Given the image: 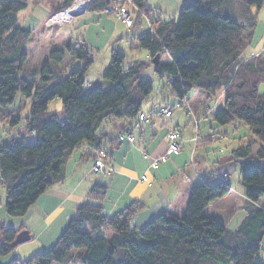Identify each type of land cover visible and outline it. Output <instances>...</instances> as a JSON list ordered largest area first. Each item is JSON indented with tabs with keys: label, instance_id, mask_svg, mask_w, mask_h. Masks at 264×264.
I'll return each mask as SVG.
<instances>
[{
	"label": "trees",
	"instance_id": "trees-1",
	"mask_svg": "<svg viewBox=\"0 0 264 264\" xmlns=\"http://www.w3.org/2000/svg\"><path fill=\"white\" fill-rule=\"evenodd\" d=\"M71 1L64 0L56 10ZM263 5L264 0H191L180 7L176 20L168 21L155 14L146 0H91L87 10L125 7L132 19L128 29L140 30L148 24L136 38L138 48L148 53L151 62L160 56L158 66L152 62L154 72L166 81L183 109L184 100L191 108V91L203 95L210 108L215 93L223 90L224 104L211 113V119L220 126L238 121L249 129L251 138L232 150L230 159L239 163L240 183L251 202L264 197V93L258 92L264 82V48L257 57L241 60L240 56L252 41ZM25 7L26 0H0V112L13 104L20 110L30 100L24 117L25 135L30 138L24 135L0 143V186L10 217H23L52 184L62 180L74 150L82 149L92 164L99 157L112 166L110 150L122 142L120 136H133L131 123L144 113L142 105L153 92L151 82L142 76L146 65L118 50L111 51L102 75L107 86L94 83L85 88L94 55L84 41L50 46L41 67L23 76L30 30L19 25L16 14ZM164 55L168 62H161ZM55 99L61 102V115L48 108ZM20 119L16 114L8 122L14 126ZM256 143L259 146L252 152ZM106 191L101 184L91 187L87 201L76 208L50 249L8 264H63L71 250L82 251L81 264H263L258 254L264 209L258 208L228 231L239 207L227 180L203 179L191 191L182 216L165 211L141 228L131 226L133 216L143 208L140 202L111 216L103 214L95 201L103 200ZM215 201L222 207L208 214L206 208ZM85 224L91 232L84 230ZM22 230L23 226H0V256L19 245L14 241Z\"/></svg>",
	"mask_w": 264,
	"mask_h": 264
},
{
	"label": "crops",
	"instance_id": "crops-1",
	"mask_svg": "<svg viewBox=\"0 0 264 264\" xmlns=\"http://www.w3.org/2000/svg\"><path fill=\"white\" fill-rule=\"evenodd\" d=\"M63 1L26 0L25 9L16 14L19 25L30 30L28 43L32 44L31 47L29 46L31 52L26 50L28 57L23 70L34 56L37 58L34 66L29 67V70L34 68L38 70L46 50L52 45L84 41L94 55L93 65L99 63L98 75L100 79L103 78L102 75L109 63L111 51L118 50L124 54L127 48L130 51H136L138 48L136 38L148 29L147 23H145L147 25L144 27L145 30L142 28L140 30L128 29L117 18L105 12L92 11L80 14L71 23L61 27H46L44 21ZM183 1L185 0H173L172 2L171 0H146L148 6L153 8V12L165 21H168L165 19L166 15L173 16L178 13L180 6L184 4ZM20 14L22 15L20 16ZM172 20H174L173 17ZM27 22L29 23L28 26ZM34 33L38 35L36 39L31 38ZM254 34L255 31L251 43L246 45L240 56L241 60L257 57L263 50L264 44L260 47L254 45ZM163 58V61L161 58V62L169 61L166 55ZM93 65L90 69L93 68ZM89 71L85 76V84L86 81H89L88 86L94 83L107 86L108 83L103 79L95 82L89 75ZM27 75L23 76L27 77ZM190 93L192 96L189 97L188 95L189 103L198 119L197 126L192 122V119L190 124L182 119L183 114H187L177 101L149 110L146 106L141 108L142 112L149 115V122L141 123L136 118L131 123L129 131L134 140L132 142L119 141L117 147L110 150L108 157L114 168L113 174L97 175L95 182H89L87 178L92 174L90 172L92 159L83 156L82 149H76L65 164L62 180L52 184L23 217H10L6 214L7 223L4 226L13 228L23 226L31 235V240L28 242L37 240L41 250L46 251L53 246L64 231L74 216L76 208L87 201V193L91 187L94 184H101L107 188L106 195L103 200L95 201V203L102 206L103 214L111 216L132 202H140L143 204V208L133 216L131 226L141 228L162 212L167 211L176 215L185 213L191 191L203 180V176L194 172L193 168L195 167L202 172L227 175L231 187L236 191L235 202L239 207L227 224V230L234 231L248 215L258 208L264 209V197L257 202L248 200L240 183L239 163L230 159V155L224 156L219 149L210 150V147L212 142L227 138L231 144V152L244 140L251 138V134L248 127L241 122L235 121L231 125L225 126V129H221V126L216 127V123L211 119L212 123L206 127L209 131L207 132L205 128L207 137L201 139L199 123L206 120V117L217 108L223 106V90L215 93L213 97L214 110L213 107H208L211 113L210 111L209 113L202 111L205 106L203 95L197 91ZM165 106L171 110V116L167 119L160 117L159 114L161 108ZM57 113L61 115V111ZM156 120H160V123L156 124ZM219 127L220 129L217 130ZM171 128L179 129V143L182 149L154 171L149 166V159L157 157L165 151L167 134ZM196 134L199 138L196 147L193 149L192 138ZM258 146L259 143H256L253 149L255 147L257 149ZM106 150L109 151V147ZM219 174L212 179L213 182L218 180ZM99 176L103 177L99 178ZM142 176L146 177L145 181L141 180ZM238 186L239 189L236 188ZM221 207V204L215 201L209 204L206 210L211 208V213H214ZM36 224L38 226L34 232L32 226ZM258 259L264 264V237L261 241ZM0 264H4L3 259H0Z\"/></svg>",
	"mask_w": 264,
	"mask_h": 264
},
{
	"label": "rangeland",
	"instance_id": "rangeland-1",
	"mask_svg": "<svg viewBox=\"0 0 264 264\" xmlns=\"http://www.w3.org/2000/svg\"><path fill=\"white\" fill-rule=\"evenodd\" d=\"M167 1H169V0H167ZM172 1L173 0H171V2ZM229 1L232 2V3L236 2V0H233V1L229 0ZM183 2H184V4H187V3L191 2V0H185ZM55 11H57V10H55ZM53 12L54 11H52L51 13H53ZM21 15L22 14H20V16ZM172 17L174 18V20H176L177 19V14L173 15V16L172 15H166L165 19L172 20ZM28 22H27V26L29 24ZM66 24H68V23H66ZM146 26L147 25L144 23V25L142 27V30H145L144 27H146ZM254 31H255V34H254V45H256L257 47H260V46H262L264 44V5L261 7V9L258 12V15H257V26H256ZM37 37H38V35L36 33L31 35L32 39H36ZM28 42H29V39H28V41L26 42V44L24 46V52H25L26 55H27L26 50L28 52H31L29 46L32 45V44H29ZM126 50L127 51H125L126 52L125 54L127 55V58L129 60H139V61H141L142 63H144L146 65V66H143L142 76H143L144 79L149 80L151 82V84H152V87H153V92L150 93V95L145 99V101H144V103L142 105V108H144L146 106V108H148V110H149L150 108L154 109V108L160 107L163 104H165V105L166 104H171V102L177 101V98L170 93V90H169L168 86L166 85V81L161 79V78H159V76H157L155 74L154 66H153V64L151 62L150 57L148 56V53L145 50H142L141 48H137L136 51H130L128 48ZM27 57H28V55H27ZM32 58L33 59L26 64V66L24 68L25 70L22 71V75H27V74L29 75V72L34 71V70L36 71V68H34L33 70H29V67H31V66L33 67L34 66L35 59L37 58V56H34ZM163 59L164 58L162 57V61H163ZM76 66H77V63L74 64V67H76ZM99 68H100L99 67V63H96V64L93 65V68H91L90 71L88 70L89 73H90L89 75L93 78V80L95 82H98V80L101 81L103 79V78L99 79V75H98L99 74ZM33 79H35V81H36L38 79V76L35 75L33 77ZM103 81H105V80L103 79ZM88 82L89 81H86L85 88H87V86H88L87 83ZM258 92H259V94H263L264 93V82H261L259 84ZM191 96H192V94L190 93L189 97H191ZM29 104H30V100L27 99L25 107L21 108L20 110H18L19 108L17 107L16 104H13L4 113L0 112V143L4 142L6 140H9V139H16V138H19V137L25 135V133H26V124H25V118L24 117H26L29 114V110H30ZM208 105L210 107H213L214 106V102L210 101L208 103ZM48 108H49V110H52V111H55V112L61 111V102L59 100L55 99V100H53V101H51L49 103ZM203 110H206L205 112H207V113H209V111H210V109L207 108L206 105L203 107ZM210 113H211V111H210ZM16 114H19L21 119H20L19 123H17L16 125L10 126L8 121H9L10 117H12V116H14ZM206 118H207L206 120H204V121L199 123V131H200L201 139L207 137L206 136L207 135L206 131L208 132L209 130H207L206 127H207L208 124L212 123L211 114L208 115ZM182 119L186 120L188 123L189 122L192 123L191 122V117L189 115H184L183 114ZM155 122H156V124H158V123H160V120H156ZM215 126L218 127L220 125L215 124ZM224 127L225 126H221V129L222 128L225 129ZM205 128H206V131H205ZM218 129H220V127L217 128V130ZM202 130H204V131H202ZM208 135H211V133L210 134L208 133ZM25 137L26 138H30V136L28 134L25 135ZM216 148L219 149L220 153L223 152L224 156H229L230 155V148H231V144H230L229 139L221 138L218 141L212 142L210 150H212V149L217 150ZM255 150H256V147L253 149V152ZM193 170H194V172L196 174H198L200 176H203V179L209 178V179L212 180L213 178H215L219 174V173L212 174L211 172L208 173V172H202L201 171L202 173L211 174V176H204V175H201L199 173L200 170L196 169L195 167L193 168ZM91 171H92V167H91ZM93 174L94 173H92L89 176V178H87V180L89 182H95V180H97L96 178H97L98 174H94V175ZM111 174H113V173H111ZM111 174H109V175H111ZM99 175H103V174H99ZM222 175H224V174L223 173L219 174V178H218L217 181H223V180H227L228 181V177L227 176H226L225 179H221L220 177ZM102 177L103 176H99V178H102ZM236 188L239 189V186L236 187ZM5 200H6L5 190H4L3 186H0V226H2V225L7 223V221H6V219H7L6 218V213H5V209H4ZM238 200H239V197H238ZM206 212L208 214H210L211 213V208L207 209ZM178 216H182V215H178ZM131 222H132V220H131ZM35 226H32V227H34V229H33L34 232L36 230L35 228H37L38 225L36 224ZM83 228H84L85 231L91 232V228L88 226V224H85ZM229 228H230V226H229ZM104 233L105 234H109L110 232L105 229ZM29 235H30V233H29ZM29 240H31V235H30V239ZM71 251L69 252V254H68L67 258L65 259V261L63 262V264H81V262H80V256H81L80 252H81V250H71ZM40 252H42V250H41V247L38 244L37 240H34L33 242H28L27 241V243L24 242V244L23 243L21 245L19 244V246L15 247L7 255L0 256V259L4 260V264H8L13 259L28 260L34 254H37V253H40Z\"/></svg>",
	"mask_w": 264,
	"mask_h": 264
},
{
	"label": "built area",
	"instance_id": "built-area-1",
	"mask_svg": "<svg viewBox=\"0 0 264 264\" xmlns=\"http://www.w3.org/2000/svg\"><path fill=\"white\" fill-rule=\"evenodd\" d=\"M127 1L129 2L130 0H127ZM90 2L91 0H72L65 8L51 13L44 21L45 26L46 27H56V26L61 27L62 25L66 23H71L75 19V17L79 16L80 14L88 10ZM105 12L115 14V17L118 20L122 21V23L127 28H130L132 26V19H131L130 13L125 7L117 8V7L108 6ZM182 105L184 106L185 112L187 114H190L192 122L197 126L198 119L192 113L191 108L186 102V100L182 102ZM160 115L163 118H169L171 116V110L167 107H163L160 110ZM138 119L141 123L149 122V117L144 113L139 114ZM179 136H180L179 129L177 128L169 129L168 134H167V145H166L165 151L161 155H158L157 157H153L149 159V166L151 167V169L156 171L159 168V166L165 163L173 154L179 153L181 151L182 147L179 143ZM119 139L121 141L127 140L129 142H132L134 140V137L131 135H126V136H120ZM197 141H198V135L196 134L192 138L193 149L195 148ZM191 164H192V157H191ZM113 172H114V169L112 168V166H108L101 158L98 157L93 161L92 173L111 174ZM199 173L204 176H211V174L202 173L201 171ZM226 176L227 175L224 174L220 178L225 179ZM141 180L145 181L146 177L142 176Z\"/></svg>",
	"mask_w": 264,
	"mask_h": 264
},
{
	"label": "water",
	"instance_id": "water-1",
	"mask_svg": "<svg viewBox=\"0 0 264 264\" xmlns=\"http://www.w3.org/2000/svg\"><path fill=\"white\" fill-rule=\"evenodd\" d=\"M159 60H160V56H159V55H156V56L153 58L152 62H153V64H154V66H158V64H159ZM29 239H30V235H29L28 231H27V230H22V231H20V232L17 234V237H16V239H15V241H14V244H15V245H17V244H22V243H24V242L29 241Z\"/></svg>",
	"mask_w": 264,
	"mask_h": 264
}]
</instances>
